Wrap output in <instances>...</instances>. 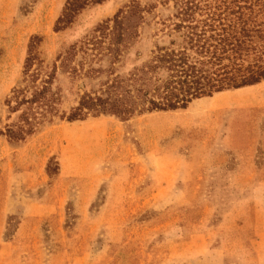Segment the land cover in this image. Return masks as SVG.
I'll use <instances>...</instances> for the list:
<instances>
[{
  "label": "rangeland",
  "instance_id": "374dc122",
  "mask_svg": "<svg viewBox=\"0 0 264 264\" xmlns=\"http://www.w3.org/2000/svg\"><path fill=\"white\" fill-rule=\"evenodd\" d=\"M68 1L0 0V264H264V81L186 109L57 117L25 141L7 137L19 114L6 101L24 86L32 44L53 69L133 3L150 12L132 58L172 39L156 26L174 13L161 0L90 4L56 31ZM107 47L85 60L79 50L75 65L104 72ZM108 74L58 69L60 111L68 116Z\"/></svg>",
  "mask_w": 264,
  "mask_h": 264
},
{
  "label": "trees",
  "instance_id": "16d2710c",
  "mask_svg": "<svg viewBox=\"0 0 264 264\" xmlns=\"http://www.w3.org/2000/svg\"><path fill=\"white\" fill-rule=\"evenodd\" d=\"M105 1L69 0L56 31L70 25L90 4ZM161 4L174 13L161 18L156 26L172 39L168 45L155 46L142 61L140 53L132 58L131 50L140 41L145 14L150 10L135 3L128 12L120 11L114 20L96 29L101 39L83 43L87 52L74 46L61 55L59 67L56 62L49 69L33 53L32 44L24 86L14 89L6 101L11 114H19L18 122L7 129L10 141H25L57 117L75 122L90 115L112 114L128 120L144 113L186 109L195 100L264 81V0H161ZM106 44L99 55L107 58V71L92 65L85 70L83 60L90 56L88 52ZM79 50L84 56L76 66ZM129 63L132 67L126 73L114 69ZM60 68L73 78L109 73L110 79L98 91L85 92L66 116L59 108V93L52 89Z\"/></svg>",
  "mask_w": 264,
  "mask_h": 264
}]
</instances>
